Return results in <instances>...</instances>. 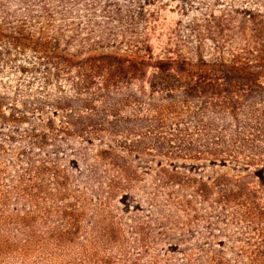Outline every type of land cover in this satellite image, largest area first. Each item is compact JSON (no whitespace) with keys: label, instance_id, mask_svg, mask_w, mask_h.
Segmentation results:
<instances>
[{"label":"trees","instance_id":"trees-1","mask_svg":"<svg viewBox=\"0 0 264 264\" xmlns=\"http://www.w3.org/2000/svg\"><path fill=\"white\" fill-rule=\"evenodd\" d=\"M18 1L28 6L25 19L0 13V73L12 76L0 80V134L12 127L6 142L19 138L28 147L16 159L56 179L57 163L68 162L85 184L121 193L119 202L138 211L132 161L151 157L156 167L142 172L159 175L146 193L151 206H190V222H203L211 239L216 223H239L236 238L245 247L235 261L264 264V0H224L219 15L177 22L158 47L137 27L146 13H108L109 3L105 13H88L96 17L84 28L75 21L83 13H51V0ZM35 4L43 13H34ZM125 18L132 23L126 36L103 29V20ZM164 160L173 175L197 173L205 163L236 174L199 181L194 200H175L160 185ZM187 260L230 264L215 252Z\"/></svg>","mask_w":264,"mask_h":264},{"label":"rangeland","instance_id":"rangeland-1","mask_svg":"<svg viewBox=\"0 0 264 264\" xmlns=\"http://www.w3.org/2000/svg\"><path fill=\"white\" fill-rule=\"evenodd\" d=\"M77 1L80 3L71 8L51 0V13H83L75 21L79 20L84 28L88 27L89 18L96 17L88 13H105L101 8L109 3L108 13L119 7L121 13H146L142 26H134L149 33L157 47L165 42L177 22L219 15L225 7L224 0H96L97 4L89 7L87 3L94 0ZM26 7L18 0H0V13H19L18 20L25 19L24 13H29ZM34 9V13H43L36 4ZM131 24L127 18L123 23L107 24L103 20V29L111 27L112 31H122L124 37ZM4 26L6 33L10 32V24L7 22ZM2 59L0 53V62ZM10 78L9 73H0L2 82L9 83ZM11 130L12 127H7L1 132L4 135L0 134V145L4 148L0 154V264H191L188 256L214 252L224 256L230 264H238L236 252L245 247L244 242L236 238L239 223H216L215 238L211 239L203 222H190L189 217L194 215L190 206H169L159 211L147 202L146 193H152L159 175L142 172L147 167H156L153 158L132 161L140 175L134 193L142 205L136 211L131 203L127 206L130 210L126 211V205L119 202L121 193L110 194L105 185L85 184L84 178L70 169L68 162L57 163L59 179L53 173L31 171L27 163L17 160L14 154L27 151L28 147L19 138L6 142ZM41 157H44L43 152ZM163 162L162 167L168 171L161 174V189L172 191L175 200H194L192 194L199 181H212L224 172L229 176L236 174L229 167L220 169L205 163L197 173L180 170L173 175L166 160ZM38 165L39 162L34 163V168ZM195 205L201 213L207 214L202 204ZM219 240L226 245H219ZM209 243L214 252L207 247Z\"/></svg>","mask_w":264,"mask_h":264}]
</instances>
